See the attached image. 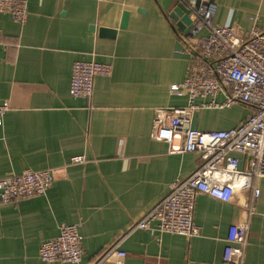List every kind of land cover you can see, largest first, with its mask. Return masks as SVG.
<instances>
[{
    "label": "crops",
    "instance_id": "0c3cea01",
    "mask_svg": "<svg viewBox=\"0 0 264 264\" xmlns=\"http://www.w3.org/2000/svg\"><path fill=\"white\" fill-rule=\"evenodd\" d=\"M27 18L0 11V100L9 109L0 124V176L55 168L46 192L0 202V264H43L41 244L62 224H79L82 256L91 264L121 237L124 264H213L222 260L229 225L247 220L243 264H264V176L233 179L230 200L199 193L197 235L151 232L129 226L164 196L175 178L200 163L196 152H171L153 137L160 107L187 103L170 92L186 76L183 29L171 17L178 0H26ZM214 22L238 34L264 29V0H213ZM127 12L126 25L121 26ZM180 18V17H179ZM75 60L110 63L94 77L90 100L69 93ZM221 98V95H218ZM244 104L201 107L191 127L228 129L244 119ZM82 155L83 163H70ZM239 168L249 157L237 154ZM258 188L254 196L253 188ZM110 255L102 264H114Z\"/></svg>",
    "mask_w": 264,
    "mask_h": 264
},
{
    "label": "built area",
    "instance_id": "2783aa9c",
    "mask_svg": "<svg viewBox=\"0 0 264 264\" xmlns=\"http://www.w3.org/2000/svg\"><path fill=\"white\" fill-rule=\"evenodd\" d=\"M185 7L190 23L185 36V49L190 55L188 71L182 82L172 84L170 92L185 95L187 103L177 107H160L153 118V137L169 144L171 152H196L200 163L190 174L175 178L167 193L157 200L141 218L129 226L151 232L197 235L201 226L194 222L197 194L208 193L224 201L230 200L233 179L264 176V29L253 26L238 34L230 23L214 22L213 0H178ZM0 11L24 23L26 0H0ZM2 33L0 31V42ZM110 63L75 60L71 66L69 93L90 100L94 77L111 73ZM221 95V98H218ZM250 108L248 115L228 129L200 130L191 127V116L201 107L223 108L233 104ZM9 109L0 100V124ZM237 154L249 157L247 167L239 168ZM82 155L72 156L70 163H83ZM55 176V168L25 169L0 176V202L25 200L46 192ZM254 196L258 188H253ZM249 225L247 220L232 222L227 231L222 260L213 264H243ZM121 237L109 244L91 264H102L110 255L114 264H124L126 252L119 249ZM79 224H62L58 234L45 240L38 256L43 264L79 262L82 256Z\"/></svg>",
    "mask_w": 264,
    "mask_h": 264
},
{
    "label": "water",
    "instance_id": "95a60500",
    "mask_svg": "<svg viewBox=\"0 0 264 264\" xmlns=\"http://www.w3.org/2000/svg\"><path fill=\"white\" fill-rule=\"evenodd\" d=\"M124 17H123V22L121 23V26L124 27L126 25V20H127V12L123 13ZM171 17H173L174 20H176L177 22V26L179 28H184L187 24L190 23L189 17L187 16V14H185L183 12V10L179 7H175L173 9V11L171 12ZM180 17V18H179Z\"/></svg>",
    "mask_w": 264,
    "mask_h": 264
}]
</instances>
